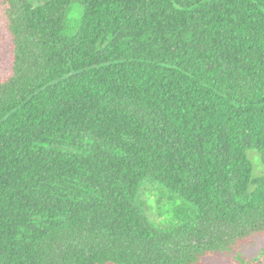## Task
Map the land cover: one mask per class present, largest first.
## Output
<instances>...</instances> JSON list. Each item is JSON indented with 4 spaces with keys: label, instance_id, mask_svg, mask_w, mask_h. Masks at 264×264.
<instances>
[{
    "label": "trees",
    "instance_id": "16d2710c",
    "mask_svg": "<svg viewBox=\"0 0 264 264\" xmlns=\"http://www.w3.org/2000/svg\"><path fill=\"white\" fill-rule=\"evenodd\" d=\"M0 10V264H200L264 237V0ZM146 180L194 217L158 229Z\"/></svg>",
    "mask_w": 264,
    "mask_h": 264
},
{
    "label": "rangeland",
    "instance_id": "374dc122",
    "mask_svg": "<svg viewBox=\"0 0 264 264\" xmlns=\"http://www.w3.org/2000/svg\"><path fill=\"white\" fill-rule=\"evenodd\" d=\"M42 0H31L33 3H41ZM74 19V18H73ZM9 38L6 31L3 14L0 10V79L5 77L10 68ZM248 159L254 167V177L263 174L260 159L254 150L247 153ZM137 205L144 215L160 230L165 231L182 216L183 219L193 218L197 210L174 193L152 181H144L137 198ZM251 242V243H250ZM242 246L237 259L232 255L210 256L200 264H264L261 250L264 248V237L250 241Z\"/></svg>",
    "mask_w": 264,
    "mask_h": 264
}]
</instances>
